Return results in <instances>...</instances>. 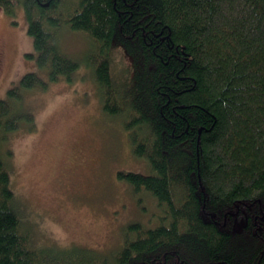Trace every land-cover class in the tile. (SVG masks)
<instances>
[{
  "label": "trees",
  "instance_id": "16d2710c",
  "mask_svg": "<svg viewBox=\"0 0 264 264\" xmlns=\"http://www.w3.org/2000/svg\"><path fill=\"white\" fill-rule=\"evenodd\" d=\"M18 6L48 79L28 72L0 100V264H264V0H0ZM67 31L90 42L102 108L150 166L117 178L153 200L157 222L128 225L110 254L31 246L11 185L6 143L23 122L33 129L29 92L80 67Z\"/></svg>",
  "mask_w": 264,
  "mask_h": 264
},
{
  "label": "rangeland",
  "instance_id": "374dc122",
  "mask_svg": "<svg viewBox=\"0 0 264 264\" xmlns=\"http://www.w3.org/2000/svg\"><path fill=\"white\" fill-rule=\"evenodd\" d=\"M61 46L80 61L73 81L62 79L28 94L33 129L23 122L9 137L8 164L13 191L24 209L31 246L120 250L128 225L157 222L153 200L117 178L119 172L149 174L148 161L136 157L128 132L103 110L98 86L85 66L90 42L81 33L63 32ZM33 57H30L29 55ZM33 39L22 6L0 9V100L28 72L48 75L37 65ZM112 69L121 76L130 57L119 50Z\"/></svg>",
  "mask_w": 264,
  "mask_h": 264
}]
</instances>
